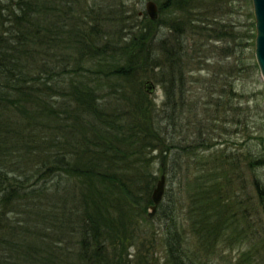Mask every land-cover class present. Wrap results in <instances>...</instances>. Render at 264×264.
Segmentation results:
<instances>
[{
  "label": "trees",
  "instance_id": "obj_1",
  "mask_svg": "<svg viewBox=\"0 0 264 264\" xmlns=\"http://www.w3.org/2000/svg\"><path fill=\"white\" fill-rule=\"evenodd\" d=\"M130 1L0 0V264H264V122L255 135L229 86L209 104L232 111L244 150L170 131L196 108L191 72L208 61L188 33L243 69L222 18L231 0H153L156 20ZM156 163L169 188L149 218Z\"/></svg>",
  "mask_w": 264,
  "mask_h": 264
},
{
  "label": "rangeland",
  "instance_id": "obj_2",
  "mask_svg": "<svg viewBox=\"0 0 264 264\" xmlns=\"http://www.w3.org/2000/svg\"><path fill=\"white\" fill-rule=\"evenodd\" d=\"M147 1L149 0H131L129 2V7H131L133 11H136L137 18H141L142 15L145 14L146 17L150 19L145 10V4ZM222 8L225 14H222L223 20L226 22H230L233 25L232 32L234 33L236 38L237 36L241 37V45L239 46L238 50V59L240 60L239 62L243 63L240 64L243 69H241L237 73H231L227 70V66H225V64L228 60V57L232 62V58L234 56H227V52H223L222 48L225 47L224 43H217L204 37L198 40L197 36H193L191 33H188L185 38V43L188 45L187 51L189 52V54L193 56L198 55L199 60L201 61L202 58H206L208 59V61L201 66L200 70L194 69L191 72L195 80L190 85L192 95L191 98L192 100H196V108H193V111L189 114H184L182 116L181 121L179 120V126L176 127L177 129L175 130V133H173L172 130L170 131L172 132V134H175V140H179L181 144L188 145L190 141H194L195 138L200 140V138H198L197 136L198 131H201L203 133V135H201V138L210 140L212 139V137L217 136L219 132H221V134H223L221 135L223 136V138L229 139L228 143H230V145L232 144V142H235L237 146H241V149L244 150L245 146L243 145L244 142L241 138L244 137L245 139V133L242 132L240 125H232V111L230 110L227 112V114H224L222 110H219L214 114L212 112L213 106L209 104V102L211 98H215L219 89L223 90V92L221 93L222 100H225L223 98H225L227 95L226 91L228 87L233 86V88L236 90V98L232 99L233 102L231 104L236 105L237 102H240L239 105H241L240 109L242 110V113L250 114L251 120H253V127L251 128V131L255 130L254 134H258L256 133L259 132L258 125L261 122H264V84L254 60V19L252 14V5L251 0H231L229 4L224 5ZM219 14L220 13H218V16H220ZM158 16L159 8L157 18ZM156 27L155 32L157 33L158 29L156 30ZM162 31L164 32V29H162ZM155 32L154 35H156ZM199 43L200 46L198 47ZM149 81L152 83L153 89L151 93H148V95L152 96V98L154 97L156 104L159 106L164 100L163 90L152 80ZM246 106L249 107L250 111L246 112ZM216 127H219V130H215ZM262 135L264 136V133ZM217 137L222 138L220 136ZM254 143H258V140H255ZM261 148V151H263L264 153V147ZM186 162L187 161H185L184 164L182 163L181 169L176 172V175H178L179 177L184 175L186 170L188 169L189 171L187 172L192 171L191 161L187 164L189 166H186ZM158 165L159 164L156 163L154 170L156 171L157 177L163 175L165 178L163 189L164 196L169 188V175H167V170L166 173L160 174ZM261 171V173H264V168L261 169ZM182 183L183 181H181V184ZM174 190H176L175 185ZM176 196L178 198V194ZM176 207H179L178 203ZM148 211L149 209L147 208L146 214L148 213ZM178 213L180 212L177 211V214ZM180 214L178 215L180 216ZM154 222L158 223V221ZM160 248L155 249V254H162V250ZM130 252L132 253L131 250ZM225 254L231 253L227 252Z\"/></svg>",
  "mask_w": 264,
  "mask_h": 264
},
{
  "label": "water",
  "instance_id": "obj_3",
  "mask_svg": "<svg viewBox=\"0 0 264 264\" xmlns=\"http://www.w3.org/2000/svg\"><path fill=\"white\" fill-rule=\"evenodd\" d=\"M252 14L254 19V60L258 68L260 77L264 84V0H251ZM146 14L150 20H154L158 15V8L154 1L149 0L145 4ZM144 88L147 93H151L153 85L150 81H145ZM263 106H264V86H263ZM165 178L160 176L152 190V204L148 207L147 216L151 218L162 200Z\"/></svg>",
  "mask_w": 264,
  "mask_h": 264
}]
</instances>
